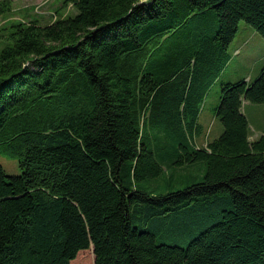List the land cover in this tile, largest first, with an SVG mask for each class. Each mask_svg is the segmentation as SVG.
I'll list each match as a JSON object with an SVG mask.
<instances>
[{"label":"trees","instance_id":"obj_1","mask_svg":"<svg viewBox=\"0 0 264 264\" xmlns=\"http://www.w3.org/2000/svg\"><path fill=\"white\" fill-rule=\"evenodd\" d=\"M63 5L76 13L0 30V148L21 169L0 167V264L91 247L95 264H264V133L250 140L244 112L264 68L222 84L223 132L195 137L241 23L264 38V0Z\"/></svg>","mask_w":264,"mask_h":264},{"label":"rangeland","instance_id":"obj_2","mask_svg":"<svg viewBox=\"0 0 264 264\" xmlns=\"http://www.w3.org/2000/svg\"><path fill=\"white\" fill-rule=\"evenodd\" d=\"M12 14L0 17V30L8 28L11 24L20 20L30 21L33 18H38L42 24H49L56 21L60 16H67L74 13V8L71 5L65 7L63 0H12ZM76 13V12H75ZM74 13V14H75ZM175 34L164 40L154 53L156 56L166 53L169 49L170 42L175 40ZM247 39V45L238 51L237 55L234 53L235 42L238 37ZM233 49V65L229 67L228 71L233 75L234 83L244 81L247 84H252L260 75L264 68V38L258 34L253 27L245 22L240 25V30L236 36ZM4 44L0 43V51ZM3 46V47H2ZM2 48V49H1ZM232 52V51H231ZM155 56V55H154ZM229 80L227 77L225 78ZM222 97V82L212 89L209 95V107L212 109V115L215 113L216 107L219 106ZM218 108V107H217ZM246 116L249 118L251 131L259 138L264 131V104L247 102L244 106ZM217 118V117H216ZM213 119L212 121V141L217 139L224 130L220 120ZM255 129V130H254ZM262 129V131H260ZM0 167L9 175L17 176L21 174L19 167V160L9 155L0 148ZM96 257L94 248L84 250L78 253L77 257L71 264H95Z\"/></svg>","mask_w":264,"mask_h":264},{"label":"crops","instance_id":"obj_3","mask_svg":"<svg viewBox=\"0 0 264 264\" xmlns=\"http://www.w3.org/2000/svg\"><path fill=\"white\" fill-rule=\"evenodd\" d=\"M234 42H235V40H234ZM234 42L232 43V45L228 49V53L231 57L230 61H228V63L223 68H221L220 72H218L213 77L212 82L210 83L209 87L205 90V92L202 95L203 99L200 103V112H199V117L197 120V124H198L197 126L200 129H199V134L195 136L197 143L200 144L201 147H205L208 144V142L212 141V121H213V119L216 118V111L212 115V109L209 107L208 101H209V95L212 93L213 87L215 86V84L218 85V83L220 81L222 82V84L234 83L233 75L228 71L229 67H232V65L235 61V60L233 61V58H234V55H233ZM235 45L237 47L235 48L234 53H236V55H237L238 51L241 53V49L247 45V39L246 38L242 39L241 36H239L237 41L235 42ZM226 77L229 80L225 79ZM246 103L247 102H244V106ZM217 107H216V110H217ZM248 121H249V118H248ZM256 131L257 130H255L254 134H253V132L250 129V140L251 141L258 139L257 135H255ZM260 131H262V129H260ZM263 133H264V131H263Z\"/></svg>","mask_w":264,"mask_h":264}]
</instances>
